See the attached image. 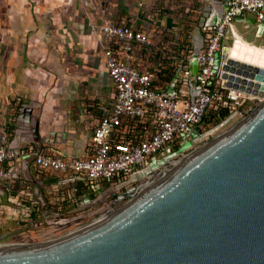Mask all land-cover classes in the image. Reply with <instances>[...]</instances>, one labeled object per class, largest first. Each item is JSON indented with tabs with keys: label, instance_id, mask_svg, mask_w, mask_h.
Listing matches in <instances>:
<instances>
[{
	"label": "water",
	"instance_id": "95a60500",
	"mask_svg": "<svg viewBox=\"0 0 264 264\" xmlns=\"http://www.w3.org/2000/svg\"><path fill=\"white\" fill-rule=\"evenodd\" d=\"M207 1L184 79L192 102L199 93L193 89L198 74L194 58L203 46V31L221 22L229 3ZM235 22L256 26L249 17ZM257 36L264 47V20ZM228 48L216 53L214 71L229 57ZM228 63L237 68L224 67L230 73L221 76L227 87L263 96L264 69L245 67L230 58ZM182 68L176 70L168 93L174 92ZM235 114L218 116L219 122L207 130L196 126L181 134L176 150L153 157L122 186L113 187L139 184L121 198L113 193L115 199L105 204L109 188H100L73 208L76 215L61 218L35 195L40 217L48 225L93 220L45 242L1 244L0 264H264V101L246 119L206 142ZM24 134L16 132L12 148L20 147ZM170 161L177 164L171 166Z\"/></svg>",
	"mask_w": 264,
	"mask_h": 264
},
{
	"label": "crops",
	"instance_id": "0c3cea01",
	"mask_svg": "<svg viewBox=\"0 0 264 264\" xmlns=\"http://www.w3.org/2000/svg\"><path fill=\"white\" fill-rule=\"evenodd\" d=\"M207 3V0H0V128L6 127L9 141L16 132H25L20 137L16 160L5 164L7 175L0 181V202H3L0 208L7 204L9 196L18 201L27 191L34 201L35 195L43 197L51 209L55 208L53 193L61 194L72 187L80 188L83 194L77 206L83 196L94 197L95 192L86 191V184L72 174L39 172L34 159L55 151L70 158L90 155L99 109L111 104L114 98L103 55L109 42L99 28L113 22L147 32L151 46L147 51H135L134 56L139 60L140 70L155 76L156 86L166 87L164 79L174 76L181 60L192 51L193 41L200 37L197 27ZM238 25L244 31L255 30L245 22L234 23L237 39L228 48L230 56L253 64L261 62L264 66V47L244 40ZM231 40L227 36L224 45L228 41L231 44ZM18 122L23 126L18 127ZM122 127L118 141L133 139L129 124L123 122ZM136 128L135 135L146 136L145 130L152 128V117L142 120ZM30 135L32 138L28 139ZM98 183V189L109 188L105 194L115 191L108 183ZM10 188L16 193L11 195ZM12 206L20 211L16 202ZM61 207L58 211L61 215H76L73 203ZM14 218L4 220L0 239L25 244L31 239H53L70 232L51 225L47 232L37 235L27 229L24 234L20 231L12 236L4 226L16 224Z\"/></svg>",
	"mask_w": 264,
	"mask_h": 264
},
{
	"label": "built area",
	"instance_id": "2783aa9c",
	"mask_svg": "<svg viewBox=\"0 0 264 264\" xmlns=\"http://www.w3.org/2000/svg\"><path fill=\"white\" fill-rule=\"evenodd\" d=\"M263 7L264 0H229L228 9L223 13L221 22L203 31V46L194 58L198 64V74L193 89L199 93L195 95L193 102L190 87L184 80L187 78L185 73L192 55L191 50L186 63L181 60L178 65V67L183 65V68L179 80L174 84V92L170 94L167 87L171 81L165 82L166 87L156 86L155 76L148 71L140 70L139 60L134 56L135 51H147L151 46V37L147 32L113 22L101 26L99 32L109 42L103 50V55L106 72L114 91L113 102L99 109L100 119L93 132L90 155L87 158H70L56 151L41 154L34 159L39 172L53 175L72 174L86 184V191L98 190L100 187L98 182L119 188L134 172L145 167L153 157H162L174 151V147L179 145L181 134L204 123V119L218 118L221 112L228 115L234 111L236 112L234 120L237 119L238 123L246 119L264 101V92L263 96L259 97L227 87L228 81L221 76L224 73L230 74L223 71L229 57L220 63L217 71H214L215 55L218 52L223 53L226 47H230L224 45L227 36L232 39L231 45L237 39L234 29L237 18L249 16L255 20V25L259 28L264 20ZM148 116L152 117V128L145 130L147 134L144 137L135 135L137 125ZM123 122L129 124V131L134 136L127 142L118 141L123 132ZM19 149L20 147L17 149L11 147L7 129L1 127L0 181L7 175L5 164L16 160ZM138 185L136 183L112 190L117 193L121 189L136 188ZM79 190L80 188L72 187L61 194H56L54 202L56 208L60 211L65 203L77 206L79 197L81 199ZM27 193V198L18 201L12 199V196L8 197L9 204L0 208V228L4 220L12 219L14 216L21 234L26 233L27 229L38 234L41 232L46 223L40 214L38 218H33L32 207L37 201L32 199L30 192ZM13 202H16L22 213L13 208ZM36 211L38 212V209ZM91 220L93 219L87 222ZM6 243L18 242L0 239V245Z\"/></svg>",
	"mask_w": 264,
	"mask_h": 264
},
{
	"label": "rangeland",
	"instance_id": "374dc122",
	"mask_svg": "<svg viewBox=\"0 0 264 264\" xmlns=\"http://www.w3.org/2000/svg\"><path fill=\"white\" fill-rule=\"evenodd\" d=\"M237 27H239L238 29L240 30V34H242V36H243V38H244V40H246V41H249V42H253V44H255V45H257V46H262L261 44H260V41H259V39H258V36H257V33H258V30H259V28L257 27V26H255V30H254V32H253V30H242L241 28H242V26L241 25H238ZM252 29H253V27H252ZM227 46H231V44H230V41H228L227 43ZM35 105H37L36 107L38 108L39 107V103H36ZM238 123V121H237V119H235L234 121H232L231 123H229L228 125H226L225 127H223L222 129H221V131H219L218 133H215V134H213V135H211V136H209V138L207 139V141L206 142H209V141H211V140H213L214 138H216V136H218V135H220V134H222V133H224V132H226L228 129H230V128H232L233 126H235L236 124ZM215 124H217V123H207V122H204V123H202V125H201V127L204 129V130H207V129H209L210 127H213ZM197 146H199V145H197ZM16 191H19V189H17ZM16 192H14L13 194H15ZM114 193V192H113ZM26 194H28L27 192L25 193V195H23L21 198L22 199H25V198H27V195ZM11 195H12V192H11ZM13 196H15V195H13ZM53 199H55L56 198V193H53V197H52ZM33 199V198H32ZM46 201V200H45ZM105 201H107V198L105 199ZM0 203H3L2 202V200H1V202ZM47 203V202H46ZM124 203V202H123ZM122 203V204H123ZM7 204H9V203H7ZM55 207V208H54ZM54 209H51V208H49V206H46V208L47 209H49V210H54V211H56V212H58L59 211V209L58 210H56L57 208H56V206H55V204H54ZM34 210H36V209H38V203H35V205H33V207H32ZM59 213V212H58ZM63 214V213H62ZM74 216V215H73ZM60 217L61 218H66V217H70V215L69 216H65V215H61V213H60ZM78 221H80V220H78ZM78 221H75V222H69L68 224H66V225H62V226H60V227H62V230L63 231H65V233H67V232H71V231H73V230H75V229H77V227H81L82 225H85V224H88V222H87V219H84V220H82L81 222H80V224L78 223ZM11 224V223H10ZM48 226H51V225H48V224H45V225H43V228H42V230H41V233L42 232H47V227ZM52 226H58V225H52ZM4 230L6 231V232H8L10 235H12V236H16L19 232H20V229H19V227H18V225L17 224H14V223H12L11 225H5L4 226ZM30 233V232H29ZM34 233V235H37L38 233H36V232H31V234H33ZM60 237V236H59ZM56 238H58V237H56ZM8 239V238H7ZM54 239V238H53ZM47 240H52V239H34V240H32L31 239V241H29L28 243H41V242H45V241H47ZM17 241V240H16ZM16 241H13V242H16ZM34 241V242H33ZM18 243H20V242H18Z\"/></svg>",
	"mask_w": 264,
	"mask_h": 264
},
{
	"label": "bare ground",
	"instance_id": "6f19581e",
	"mask_svg": "<svg viewBox=\"0 0 264 264\" xmlns=\"http://www.w3.org/2000/svg\"><path fill=\"white\" fill-rule=\"evenodd\" d=\"M225 51H227L228 52V54H229V58H230V60H232V62H236V63H240V64H244L245 65V67L246 66H248V67H250V68H257V69H264V66L261 64V62H256V63H248V62H243V61H239V60H236L235 58H232L231 56H230V53H229V49H226ZM226 67L230 70V68H234V67H236V65H232V64H227L226 65ZM237 68V67H236ZM239 69V68H238ZM240 69L242 70L241 72L242 73H246V68L244 69V68H241L240 67ZM229 70H228V72H229ZM177 164V162H173V161H170V165L171 166H174V165H176Z\"/></svg>",
	"mask_w": 264,
	"mask_h": 264
},
{
	"label": "trees",
	"instance_id": "16d2710c",
	"mask_svg": "<svg viewBox=\"0 0 264 264\" xmlns=\"http://www.w3.org/2000/svg\"><path fill=\"white\" fill-rule=\"evenodd\" d=\"M183 63H186V59H183ZM171 79H172V76L165 78L164 81L166 83H168V82L171 81ZM219 115L222 116V117H225V116H227V113L221 112ZM203 122H207V121L204 119ZM217 122H218V118L217 117H211L210 120L207 123L210 124V123H217ZM177 148H178V146H175L174 147V150H176ZM78 194H79V196L82 195L81 190H79V193ZM32 214H33V218L34 219L35 218H38V216H39V213L36 210H33V213Z\"/></svg>",
	"mask_w": 264,
	"mask_h": 264
},
{
	"label": "flooded vegetation",
	"instance_id": "af4514ba",
	"mask_svg": "<svg viewBox=\"0 0 264 264\" xmlns=\"http://www.w3.org/2000/svg\"><path fill=\"white\" fill-rule=\"evenodd\" d=\"M201 125H202V123L199 126L201 127ZM128 190H130V189H121L120 191H118L115 194H117L119 196V198H121L124 194H126V192H128ZM113 199H115V195H113V192H109L108 197H107V201H105L104 203L106 204Z\"/></svg>",
	"mask_w": 264,
	"mask_h": 264
}]
</instances>
